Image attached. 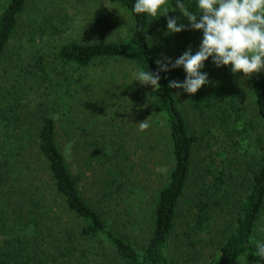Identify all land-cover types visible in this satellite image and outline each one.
<instances>
[{
    "label": "trees",
    "instance_id": "obj_1",
    "mask_svg": "<svg viewBox=\"0 0 264 264\" xmlns=\"http://www.w3.org/2000/svg\"><path fill=\"white\" fill-rule=\"evenodd\" d=\"M106 1L126 19L120 40L61 39L72 0H8L0 9V64L7 61L0 79V264H175L165 246L194 171L198 229L230 204L243 177L232 229L207 264H264L255 255L256 242H264L257 231L264 226V71L245 80L251 112L240 101V73L216 67L211 57L202 69L209 83L195 94L179 89L180 97L168 87L172 74L185 79L182 67L161 71L160 87L142 91L136 72H156L163 52L179 57L191 47L195 54L202 30L171 11L176 0L156 19L136 14L135 0ZM183 3L197 11V0ZM167 17H178L185 30L167 34ZM36 31L58 35L37 41ZM215 142L225 151L219 165L210 155L198 161ZM163 165L166 176L155 171ZM87 177L100 198L80 191ZM151 191L150 234L138 246L118 230L117 218H140ZM105 204L115 210L105 212Z\"/></svg>",
    "mask_w": 264,
    "mask_h": 264
},
{
    "label": "rangeland",
    "instance_id": "obj_2",
    "mask_svg": "<svg viewBox=\"0 0 264 264\" xmlns=\"http://www.w3.org/2000/svg\"><path fill=\"white\" fill-rule=\"evenodd\" d=\"M7 1L8 0H0V9ZM69 7V18L66 27L64 31L58 33L61 39H76L80 41L120 40L119 37L122 32L123 23L126 19L122 16H116V8L106 0H72ZM27 15V12H25L22 17L23 25L27 22ZM36 32L35 36L37 41H41V39L48 40L47 36L56 37V35H58H50L47 33H42L41 35L38 31ZM56 41L57 38L55 39V42ZM12 42H15V39L12 40ZM165 56L172 58L173 62L178 58V55H174L173 53H161L162 59H164ZM165 62L167 63V61ZM6 66L7 61L3 60L0 64V79L2 71ZM96 70H98V68ZM180 79L184 80L178 74L171 75V80L180 81ZM245 80L246 78H244L243 73L240 72L238 77V88L242 91L240 101L246 105L251 112L253 102L252 97L250 96V91L248 92V84ZM138 85L142 91H146L145 85H142L139 81ZM181 90L183 91V89ZM181 90L178 89L180 93L182 92ZM180 97H182V93ZM181 102V99H179V105L183 108V103ZM149 106L150 103L147 100L145 103V109H149ZM187 115V120H191L193 114L188 112ZM256 130H259V125ZM212 144L213 146H211V148L213 151L204 153L202 149L198 152L197 159L201 163H204L205 160L208 161L210 158L207 157L206 159L204 156L210 155L212 160L217 163L215 165L218 166L219 161H222L225 151L222 149L223 152L219 154L223 145L219 142ZM63 152L67 164L74 172L73 160L71 154H69L68 148L64 147ZM246 160H249V158ZM166 167L167 165H163L160 168H155V171L166 176ZM194 176H196V171L192 173L188 180V186L190 185L188 191L180 199L176 211L175 227L165 246V254L168 258L173 260L175 264H207L211 257L216 255L218 246L221 244L223 237L230 232L233 226L234 217L237 212L233 200L238 198L239 195L244 192V187L242 186L243 177H239L237 179L238 184L236 183L233 185L235 190L230 195V204H228L227 207H223L221 210L215 211L210 219L207 220V225L202 229H198L194 224L193 214L195 213V203L191 197L194 194ZM79 188L83 195L87 196L88 194L93 200L95 197L100 196L96 193V187L92 184L89 177L80 183ZM149 192L140 204L142 209V212H140L142 216L140 218H137V215H135L134 212H132L131 216L117 218L116 226L119 228L118 230L135 238L134 242H136L138 246L146 243L150 234V202L152 191L151 193ZM111 207L115 210L112 205L105 204V212H111ZM110 216L112 219L113 214L111 215L110 213ZM128 220L137 221L132 223L131 221L128 222ZM257 231H261V233L264 234V226L262 228L258 226ZM0 238H2L1 235ZM235 264H241V262L237 261Z\"/></svg>",
    "mask_w": 264,
    "mask_h": 264
},
{
    "label": "clouds",
    "instance_id": "obj_3",
    "mask_svg": "<svg viewBox=\"0 0 264 264\" xmlns=\"http://www.w3.org/2000/svg\"><path fill=\"white\" fill-rule=\"evenodd\" d=\"M169 0H135L133 11L147 14L152 19L167 16ZM179 10L194 30H202L203 38L198 51L192 54L189 47L172 61L170 57L156 60V72L140 70L135 80L142 85L160 87V72L182 67L186 73L183 82L170 80L169 88L183 89L195 94L209 83L202 69L210 57L216 67L230 66L233 74L242 72L244 78L264 71V0H197V11L193 12L183 0H176L171 11ZM178 17H167V34L185 30ZM164 61H167L165 63ZM170 65V67H169ZM148 120L139 122V131L149 128ZM255 255L264 258V242H256Z\"/></svg>",
    "mask_w": 264,
    "mask_h": 264
}]
</instances>
